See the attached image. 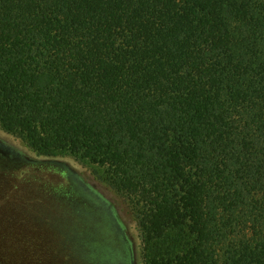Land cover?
<instances>
[{
  "label": "trees",
  "instance_id": "1",
  "mask_svg": "<svg viewBox=\"0 0 264 264\" xmlns=\"http://www.w3.org/2000/svg\"><path fill=\"white\" fill-rule=\"evenodd\" d=\"M0 127L97 165L143 264H264V0H0Z\"/></svg>",
  "mask_w": 264,
  "mask_h": 264
},
{
  "label": "rangeland",
  "instance_id": "2",
  "mask_svg": "<svg viewBox=\"0 0 264 264\" xmlns=\"http://www.w3.org/2000/svg\"><path fill=\"white\" fill-rule=\"evenodd\" d=\"M95 170L71 155L36 157L0 127V264H143L126 201ZM97 248L111 258L96 260Z\"/></svg>",
  "mask_w": 264,
  "mask_h": 264
},
{
  "label": "flooded vegetation",
  "instance_id": "3",
  "mask_svg": "<svg viewBox=\"0 0 264 264\" xmlns=\"http://www.w3.org/2000/svg\"><path fill=\"white\" fill-rule=\"evenodd\" d=\"M95 254H96V258L95 259H97L98 260V258L101 256V255H103L104 257H106L103 261H108L110 258H111V256H109L105 251H102V250H96L95 251ZM98 256V257H97Z\"/></svg>",
  "mask_w": 264,
  "mask_h": 264
}]
</instances>
